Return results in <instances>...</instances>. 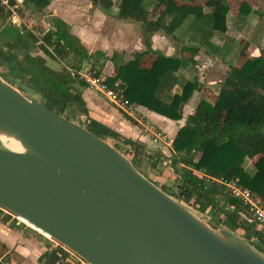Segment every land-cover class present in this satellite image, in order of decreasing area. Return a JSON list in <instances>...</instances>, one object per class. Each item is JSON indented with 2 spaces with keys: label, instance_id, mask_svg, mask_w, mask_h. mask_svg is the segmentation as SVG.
Here are the masks:
<instances>
[{
  "label": "water",
  "instance_id": "water-1",
  "mask_svg": "<svg viewBox=\"0 0 264 264\" xmlns=\"http://www.w3.org/2000/svg\"><path fill=\"white\" fill-rule=\"evenodd\" d=\"M0 142V207L89 264H264L262 252L163 191L108 141L1 77Z\"/></svg>",
  "mask_w": 264,
  "mask_h": 264
},
{
  "label": "trees",
  "instance_id": "trees-1",
  "mask_svg": "<svg viewBox=\"0 0 264 264\" xmlns=\"http://www.w3.org/2000/svg\"><path fill=\"white\" fill-rule=\"evenodd\" d=\"M11 6L16 0H9ZM194 0H155L158 10L148 12L144 0H122L118 18L140 22L147 50L136 53L134 59L124 62L117 54L111 60L115 64L112 77L107 83L114 86L121 83L125 97L133 105L145 107L172 121L183 119V109L195 91H201L197 82H188L182 93L170 101L160 96L162 85L169 81L185 61L177 56H166L152 50L151 39L159 32L174 37L176 31L188 24L193 31L201 25H209L211 31L226 34L227 18L230 12L228 0H207L204 5H194ZM106 9L113 6L112 0H93ZM249 9L244 3L240 14ZM264 18V12L261 14ZM0 19H11L10 12L0 6ZM37 26L22 25L25 37L37 44L48 57L61 58L68 50L79 58V64L89 58L87 50L79 39L71 34L70 27L58 21L54 29L35 34ZM51 49V50H50ZM194 56L196 48H185ZM100 52L96 53L99 55ZM153 54L156 59L150 69H141L144 55ZM26 65L27 76L21 78L33 92L40 95L42 103L50 110L66 116L70 107L76 108L87 117L85 127L97 137L116 141L130 149L125 151L133 159L146 156L154 166L160 161L155 154L144 151L142 144L122 136L90 116L82 94L75 87L78 77L66 69L54 70L42 56L25 55L21 60ZM100 75V72H96ZM85 86L84 82L80 81ZM23 90V89H22ZM69 111V112H68ZM129 119V118H128ZM130 120V119H129ZM171 167L175 173V189L162 185L163 191L201 214L210 216L216 223L242 235L259 252H264V229L250 222L251 216L226 187L213 182L207 175L225 180H236L249 188L264 201V51L250 57L242 66H231L225 80L220 84L215 101L202 98L193 114L186 118L173 140ZM259 157L256 172L249 175L245 162ZM204 171L206 174L201 175ZM245 214L248 218L243 216ZM58 250L48 251L41 258L43 262H55ZM60 255V254H59Z\"/></svg>",
  "mask_w": 264,
  "mask_h": 264
},
{
  "label": "crops",
  "instance_id": "crops-1",
  "mask_svg": "<svg viewBox=\"0 0 264 264\" xmlns=\"http://www.w3.org/2000/svg\"><path fill=\"white\" fill-rule=\"evenodd\" d=\"M26 2H28L26 8L31 7L36 12L27 20L25 17L20 18L22 23L24 21L25 26L30 27L32 24L37 26L38 30H35V34L41 35L43 32L53 30L55 24L53 25L52 20L58 19L70 27L71 34L79 39L87 50L89 58L80 65L79 58L71 50H68L61 58L48 57L37 44L24 36L22 27L20 28L18 25V19H16L17 23L12 19L7 21L0 19V66L5 63H15L18 56L32 55L44 57L47 65L54 70H62L61 66H64L66 70L74 73L85 71L92 67V64L95 65L94 58H96L97 52L108 53L111 49L110 51L113 53L118 52L124 55V60L120 59L128 62L134 59L136 53H143L147 50L141 23L118 18L122 0H112L113 6L110 9L102 8L93 0H26ZM228 2L231 8L227 18L228 31L226 34L205 31L206 27L210 29L209 25H201L198 30L193 31L188 24H184L176 31L174 37L159 32L151 39L152 50L166 56H177L185 61V64L168 81L164 93L160 92L162 99L170 101L174 95L181 94L184 85L188 82H197L201 86V91H195L185 105L183 119L172 121L138 105H134L137 110L136 117H130L78 81L75 87L82 94L88 110L91 114L93 113L94 117H91L119 133L123 139H139L145 147L146 145L159 147L169 159L165 166L171 163L170 157L174 152L173 140L179 129L185 125L186 118L194 113L202 98L209 101L216 100L220 84L225 80L224 70L227 72L232 66L226 61L229 54L234 52L233 55H236L235 59L238 61V56L247 54L249 48H251L250 50L255 49L258 53L260 50H264L262 48L264 45V18L261 17L264 12V0H228ZM244 3L248 4L249 9H246L244 14H240ZM108 27L110 29H106ZM241 40L247 41V50H245V46L242 47L243 49L240 48L238 43ZM187 47L198 49L197 54L193 56L185 49ZM63 59L66 60L65 63H62ZM155 59L156 56L153 54L144 55L140 62V68L150 69ZM69 60L77 61L76 66H68L66 62ZM90 61L92 64L88 63ZM21 62L15 63V65L26 68V65ZM58 63H61V66H58ZM194 68L198 74V80L189 81L190 71ZM112 72L111 74H100L106 78L112 77L115 65ZM88 96L92 97L90 101L87 99ZM128 118L134 120L136 125L132 124ZM141 120L150 123L165 134L167 142H154L151 136L143 131ZM155 157L159 159L158 156ZM258 159L259 157L250 160V164L248 160L245 162L244 167L249 175L255 174V165ZM251 165L254 166L253 169ZM148 179L157 186H161L157 179L159 182L161 181L160 184H165L161 177ZM47 239L50 238H46L30 226L18 224L16 220H12L10 216L0 211V264H67L68 257L59 254L55 257L54 263L41 261L48 251L59 249L57 244L55 248L53 246L49 248Z\"/></svg>",
  "mask_w": 264,
  "mask_h": 264
},
{
  "label": "rangeland",
  "instance_id": "rangeland-1",
  "mask_svg": "<svg viewBox=\"0 0 264 264\" xmlns=\"http://www.w3.org/2000/svg\"><path fill=\"white\" fill-rule=\"evenodd\" d=\"M179 2L181 0H178ZM207 0H194L193 1V4L194 5H204L205 2ZM182 3V2H180ZM26 4H28V2H26V0H23V6L21 4H18L17 2H15V5H16V8L14 9L16 11V14H17V17L23 19L25 17V19H29L36 11H34L31 7L26 8ZM95 4H100V6L102 8L105 9V7L101 4V3H95ZM144 7L145 9L152 13L156 10V8H158V6L156 5V2L155 0H144ZM231 8V7H230ZM3 10L5 12H10V11H7L6 9L3 8ZM10 15H11V12H10ZM13 21V20H12ZM59 20L58 19H53L52 22H53V25L56 24ZM11 22V21H9ZM24 23V21H23ZM21 24L20 25V28L22 27V25L24 24ZM231 24H232V19H231ZM106 29H110L109 27L106 28ZM205 31H211L208 27L205 28ZM206 35V34H204ZM205 37V36H204ZM247 41L246 40H241L239 44L240 48H242L243 46H245V50L248 49V44H246ZM239 48V50H240ZM262 48L264 49V45L262 46ZM243 49V48H242ZM251 48H249L247 54L245 55H241V56H238V61H236L235 59V56L236 55H233V53L229 54V58L227 57L226 61H227V64L231 65L232 66H242L250 57H255V56H258L260 55L261 53V50L259 51V53L253 49V50H250ZM111 50V49H110ZM108 51V53H100L99 55H95L96 58H94L96 60L95 62V65L92 64V61L88 62L90 64H92V67H89V69L92 71V72H100V73H106V74H111L113 73V69H114V62L111 60L110 57L113 56L114 53H116L117 55L120 56V58H122L124 60V55L118 53V52H112V51ZM264 51V50H262ZM240 53V52H239ZM22 55L21 56H18L16 59L17 61H15V63L19 64L18 62H21L20 60L22 59ZM65 59L62 60V63H65ZM236 61V62H235ZM77 61H68L66 62V64L68 66H76V63ZM199 62H201V60H199ZM15 63H5V65H1L0 66V77L10 83L11 85H13L14 87H16L17 89H19L20 91L26 93L27 95L31 96L32 98L42 102V98L40 97V95H38L37 93L33 92L31 89H29L26 85V81H24L21 77L24 76L26 77L27 76V73H26V70L23 66H16ZM22 63V62H21ZM234 63V65H233ZM58 66H61V63H58ZM231 67V66H230ZM65 69L64 66H61V69ZM191 78H188L189 81H195V80H198L197 78V72H196V69H191ZM228 72V70H227ZM227 72H225L224 70V78H226V75H227ZM105 75V74H104ZM106 76V75H105ZM168 81L165 82L163 85H162V88H161V93H164V89L167 88L168 86ZM23 89V90H22ZM95 92V91H94ZM96 94V93H95ZM97 95V94H96ZM103 97V96H102ZM92 97L91 96H88L87 99L90 101ZM195 100V98H194ZM69 111H71L72 113L71 114H68L69 117H70V120L82 125V126H85V123H86V120H87V117L82 115L76 108L74 107H70L69 108ZM68 111V112H69ZM90 116L94 117L93 113L90 114ZM126 117V116H124ZM132 124L136 125V123L134 122V120H130ZM135 141L136 143L138 144H141L142 142L139 140V139H136V140H133ZM113 147H115L116 149H118L119 151H121L131 162L132 164L135 166V168L137 170H139L145 177L147 178H158V177H161L162 179H164V185L169 188V189H175V173H174V170L173 168H169L168 166H171V163H168L167 166H165V163L169 162L166 158V155H164L162 152H161V149L159 147H153L152 145H150L148 147V145H146V147H144V151L146 150V152H151L153 154H155L156 156L159 157V160L160 162H158L156 164V166H154L153 164V161L150 160V159H147L146 156H140L139 158H136V159H133L132 157H130L129 155H127V150H129L130 148L128 146H123L122 144L120 143H117L116 141H108ZM143 144V143H142ZM0 147H4V145L0 142ZM248 163L250 164V160H248ZM251 168L253 169L254 166L251 165ZM250 168V169H251ZM201 175H204L206 174V172L204 171H201L200 172ZM158 180V183L159 185L161 186H158V187H162V184H160L159 182V179ZM171 195V194H170ZM173 198H175L174 196H172ZM177 199V198H175ZM188 206V205H187ZM193 209V208H192ZM203 216L207 219V220H212L215 222V220H213L210 216H207V215H204ZM17 221V220H16ZM18 222V221H17ZM24 226H28V225H24ZM243 239H245L242 235H240ZM47 238V237H46ZM48 240V247L49 248H55V245L57 244V246H60V247H57V248H60L58 249L59 251V254L60 255H64L63 253V250L61 249L62 245L59 244L57 241H55L53 238L52 239H47ZM246 240V239H245ZM248 243H250L248 240H246ZM251 244V243H250ZM254 247V246H253ZM255 248V247H254ZM256 249V248H255ZM264 254V252H263Z\"/></svg>",
  "mask_w": 264,
  "mask_h": 264
},
{
  "label": "built area",
  "instance_id": "built-area-1",
  "mask_svg": "<svg viewBox=\"0 0 264 264\" xmlns=\"http://www.w3.org/2000/svg\"><path fill=\"white\" fill-rule=\"evenodd\" d=\"M18 4L23 6V0H16ZM0 6L7 11L11 12V19L18 25L22 24V21L17 17L16 5L11 6L9 0H0ZM16 19L18 21L16 22ZM73 76L78 77V79L85 83L87 87L95 91L97 94L103 96L111 105L117 107L122 112L127 114L130 117H136L137 110L133 104L125 97L124 89L121 88V83H116L114 86H110L107 83V78L103 75H98L96 72H92L90 69L81 72L72 73ZM143 131L149 134L154 142H167V136L160 132L157 128L151 125L148 122L142 121ZM209 179L213 182L223 185L226 187L228 193L237 200L240 201L243 208L247 210L251 219H248L250 222L256 223L260 228L264 229V201L257 198L249 188H246L240 185L236 180H225L223 178H214L207 175ZM0 211L5 215L10 216L12 220H17L18 224H24L19 220V217L12 214L8 210L0 207ZM245 218H248L243 214ZM60 247V246H57ZM64 255L68 257L67 264H89L80 256L67 249L64 246H61ZM60 249V248H59Z\"/></svg>",
  "mask_w": 264,
  "mask_h": 264
},
{
  "label": "bare ground",
  "instance_id": "bare-ground-1",
  "mask_svg": "<svg viewBox=\"0 0 264 264\" xmlns=\"http://www.w3.org/2000/svg\"><path fill=\"white\" fill-rule=\"evenodd\" d=\"M1 140L4 142V144L6 145V147L8 149L13 150V151H17V152H22L23 151V149L19 145V143L17 141H15L13 138H9V137H6V136H1ZM19 220L22 221L23 223L27 224L28 226L34 228L35 230H37L38 232H40L44 236L52 239L51 236H49L48 234L44 233L40 229L36 228L34 225L30 224L27 220H25V219H23L21 217H19Z\"/></svg>",
  "mask_w": 264,
  "mask_h": 264
}]
</instances>
